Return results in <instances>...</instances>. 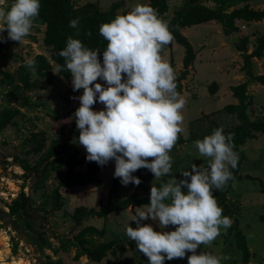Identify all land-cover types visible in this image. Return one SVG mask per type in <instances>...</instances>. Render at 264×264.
I'll return each mask as SVG.
<instances>
[{
    "label": "rangeland",
    "instance_id": "obj_1",
    "mask_svg": "<svg viewBox=\"0 0 264 264\" xmlns=\"http://www.w3.org/2000/svg\"><path fill=\"white\" fill-rule=\"evenodd\" d=\"M185 1L171 0L168 12L160 19L167 23L174 16V11ZM200 1L215 5L213 0ZM89 2L97 3L102 10H108L113 3L120 2L122 5L118 13H122L125 10L130 11L137 3L148 4L150 0H74L77 7ZM247 2L256 9H264V0ZM245 3L236 2L228 7V11ZM8 4L10 0H4L0 6L6 7ZM236 23L238 30L229 35L224 33L223 25L219 21L182 29V33L196 50L194 64L189 67V74L182 81L181 97L185 103L181 110V133L186 141L175 143L170 150L172 167L169 174L155 178L154 174L145 173L150 184L163 182L164 179V182H167L173 177L183 179L180 172L188 169L193 163L207 167L206 158L196 155L197 150L193 142L211 134L218 127L222 128L225 134L230 133L232 137L236 126L242 123L243 120L237 112H228L224 106L239 103L233 95L232 87L249 78L243 69V52L238 47L245 42L247 52H252L257 39L264 34V19L251 22L237 20ZM45 28V25L33 24L30 33L20 44L12 40L0 42V114L6 106L20 108V114L16 116L18 124H8L0 128V210H3L0 216V264H15L16 261L30 264H148L143 254L136 249L135 243L128 241L125 235V228L129 223L130 226L136 227L135 221H130L135 208L144 204L132 205L111 213L106 219L91 216L85 218L81 224H77L72 216L75 208L79 206L88 209L99 208L106 202L113 180L117 178L113 176L112 160L100 167L101 185L60 187L64 200L61 209L54 208L51 194L68 167L52 172L49 179L41 184L38 181L42 178L39 174L42 166L25 174V169L19 163L21 158L28 159L32 165L38 162L42 152H30L31 144L28 138L32 137L33 133L45 134L46 148L53 139L58 138L63 144L77 147L80 156H86L83 146L76 141L79 130L76 129L75 120L72 118L79 101L76 99L69 105L62 101L60 94L72 86L71 79H66L59 73L57 63L51 61L52 83L42 78L30 89L18 88L19 92L29 97L28 106L21 105L24 98L15 97L13 85H6L2 81L5 72H15L26 60L35 61L39 54L50 58L51 49L43 42ZM2 35L6 36L7 31ZM184 55L185 47L179 43H174L161 54L162 59L173 68L175 78L184 69ZM253 71L255 74H264V55L261 58H253ZM213 81L217 83L216 92H211L209 88ZM17 83L19 82L15 84ZM248 84V94L253 98V109L249 108L248 112L252 118L264 120V85L251 79ZM94 106L97 110L103 107L100 103ZM58 127H61L64 133H58ZM71 128L75 131L74 134L71 133ZM254 134V137L248 138L242 145L247 159L241 167V173H248L254 179L230 183L227 202L233 209L231 224H236L247 237L252 252L250 263L264 264V132ZM85 168V164L77 167L80 171ZM117 185V191L123 197L133 189L132 183L122 185L119 178ZM21 195L29 197L27 203L31 216L22 212L12 215L9 213L10 205L15 199L21 198ZM142 223H152L154 229L159 231L151 220ZM89 225L106 229L102 236L93 234L96 243L117 239V243L100 261L92 260L86 254L77 258L79 247L68 244L82 228ZM174 227L170 225L168 230H174ZM224 232L225 230L221 229L220 234L210 244L201 245L196 251L199 252L202 248L219 257L227 256V259H222V264H242V251L232 239V242L224 241ZM190 254L187 253L184 258L165 260L164 264L188 263L187 255Z\"/></svg>",
    "mask_w": 264,
    "mask_h": 264
},
{
    "label": "clouds",
    "instance_id": "obj_2",
    "mask_svg": "<svg viewBox=\"0 0 264 264\" xmlns=\"http://www.w3.org/2000/svg\"><path fill=\"white\" fill-rule=\"evenodd\" d=\"M3 3L0 0V5ZM39 9L40 0H10L6 7L0 6V42L20 44L30 33ZM79 23V17L69 20L77 34ZM5 30L6 36L2 35ZM98 33L106 41L103 50L68 36L57 52L70 74L73 91L82 89V94L72 97L79 101L72 118L86 161L103 166L112 160L113 176L125 186L141 183L133 173L142 167L155 178L169 174V152L183 130L185 101L176 90L173 68L160 54L173 40L167 23L150 5L137 3L126 14L101 23ZM25 67L33 78L37 76L33 60H26ZM96 103L103 107L94 109ZM193 144L196 155L206 158L207 167L193 163L180 172L183 179L173 177L159 187L152 184L149 203L136 207L131 216L136 227L129 223L125 228L128 241L135 243L148 264H164L187 253H191L188 264H222V259H227L202 248L196 250L231 226L212 189L220 190L233 179L230 167L237 166L239 157L231 134L219 127ZM145 220L155 222L159 231L152 223H142ZM170 225L174 230H168Z\"/></svg>",
    "mask_w": 264,
    "mask_h": 264
},
{
    "label": "trees",
    "instance_id": "obj_3",
    "mask_svg": "<svg viewBox=\"0 0 264 264\" xmlns=\"http://www.w3.org/2000/svg\"><path fill=\"white\" fill-rule=\"evenodd\" d=\"M171 0H150V5L157 16L160 18L163 14L169 10V2ZM215 5H208L200 0H186L179 8L174 11V16L167 21L169 30L173 35V40L165 45L160 54L165 52L166 49L173 46L174 43H179L185 47V55L183 57L184 69L176 77L177 92L182 93L183 83L182 81L189 74V67L194 64L196 59V50L191 44L190 40L182 33V29L193 25L204 24L211 21H219L223 25V31L226 35L232 34L238 30L237 20H245L247 22L259 21L264 19V9H256L250 5L249 0H213ZM245 1L246 3L241 7H235L228 11V7L236 2ZM122 3L116 2L108 10H102L97 3L89 2L80 7L75 6L74 0H40L39 14L35 18L34 24L45 25L44 44L51 49L50 58L43 54H39L34 61L37 69V76L33 78L27 71L25 63L19 65L15 72H5L3 82L6 85H13L15 97L24 98L21 101V105L28 106L30 99L28 96L19 92L18 88H32L36 82L45 78L49 83L53 82L52 62L58 64L59 73L66 79H71L70 74L63 66V58L57 55V52L65 46V41L68 36L73 38H79L86 46L90 48H96L103 50L106 46V41L98 33L99 25L103 22H108L114 18L117 14H126L129 10H125L122 13H118ZM79 17L80 23L78 25L79 34L77 31L69 26V20ZM91 32L90 36L86 33ZM246 40V39H245ZM239 50L243 52L244 66L243 69L246 72L249 79L259 82L264 85V74H255L253 71V58H261L264 55V34L258 39L255 48L252 52L248 53L245 42L243 45H239ZM99 55V53H98ZM248 79V80H249ZM248 80L241 82L238 85L232 87L233 95L238 99L237 104H227L224 109L228 112L235 113L243 120L241 124L237 125L234 135L231 137L233 150L238 154V162L235 168L230 167L233 179H230L227 184L220 190L212 189L213 195L218 205L223 209L222 215L233 218L232 208L227 202V193L231 189L230 183L243 181L245 179H254V177L248 173H241V167L243 162L247 159L246 151L242 147L246 140L250 137H254L255 132H264V120L254 119L250 116L248 109H253V98L248 94ZM19 82L15 84L16 82ZM211 92H216L217 83L213 81L209 86ZM18 89V90H17ZM82 93V89L76 92L72 87L65 92L61 93L62 101L69 105L72 104L77 97ZM94 109L95 106H92ZM97 110V109H96ZM253 111V110H252ZM20 114L19 107L6 106L2 109L0 114V128L6 127L8 124L16 125V116ZM71 133H75L73 128L70 129ZM58 133H64L61 127H58ZM31 148L30 152L40 153L38 162L32 165L28 159H19L20 165L25 169V174L28 171L40 169L39 183L44 184L51 176L52 172L58 171L63 167H68V170L63 174V177L59 181V185L52 191L51 198L55 209H61L64 205L63 195L60 191V187H69L72 185H101L102 177L100 176V167L94 161H85L84 156H80V151L73 145L62 143L60 139L56 138L50 142L47 146V138L44 133H33L32 137L28 138ZM186 138L182 133H178L176 143H184ZM46 148V149H45ZM86 165L84 171H80L77 167ZM153 174L146 168H140L136 170L133 175L140 178L141 183L139 185H132L133 189L130 194L123 197L118 193V178L113 180V186L110 190V196L106 202L102 203L99 208H85L79 206L75 208L73 212V218L77 224H81L85 218L96 216L106 219L111 213H115L119 210L127 209L132 205H142L149 203L150 188L152 184L159 187L163 182L149 183L148 176L145 173ZM39 188V187H36ZM24 194V193H23ZM29 197L21 195V198L15 199L10 205V214H16L22 212L27 216H31L28 207ZM3 210H0V216H2ZM105 228L99 229L96 226L89 225L75 235L74 240H69L68 244L77 245L79 247V253L77 258L81 255H88L92 260H102L108 250H110L114 244L117 243V239H111L107 242L96 243L94 235H104ZM224 241L230 242L231 239L234 244L242 251V264H251L252 252L249 248L246 235L239 230L236 224L231 226L224 232ZM234 239V240H233ZM231 241V242H232ZM143 258L147 261V257L143 255ZM148 262V261H147ZM4 264V263H3ZM178 264H188L185 262H179Z\"/></svg>",
    "mask_w": 264,
    "mask_h": 264
},
{
    "label": "bare ground",
    "instance_id": "obj_4",
    "mask_svg": "<svg viewBox=\"0 0 264 264\" xmlns=\"http://www.w3.org/2000/svg\"><path fill=\"white\" fill-rule=\"evenodd\" d=\"M2 239V238H1ZM15 264H30L28 262H25V261H16L14 262Z\"/></svg>",
    "mask_w": 264,
    "mask_h": 264
}]
</instances>
